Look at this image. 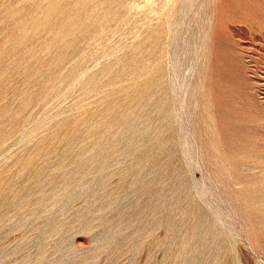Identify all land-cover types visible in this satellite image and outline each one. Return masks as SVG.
Returning a JSON list of instances; mask_svg holds the SVG:
<instances>
[{"label":"rangeland","instance_id":"rangeland-1","mask_svg":"<svg viewBox=\"0 0 264 264\" xmlns=\"http://www.w3.org/2000/svg\"><path fill=\"white\" fill-rule=\"evenodd\" d=\"M48 1L0 0V264H264V0H93L27 83Z\"/></svg>","mask_w":264,"mask_h":264},{"label":"water","instance_id":"water-1","mask_svg":"<svg viewBox=\"0 0 264 264\" xmlns=\"http://www.w3.org/2000/svg\"><path fill=\"white\" fill-rule=\"evenodd\" d=\"M93 0H79L78 3L65 12V7L61 6L63 0L48 1L47 9L41 12L36 18L31 21V26L24 27L20 34L15 37L10 44V52L15 57V64L27 65L25 71V79L27 83L41 84L45 83L49 77V68L56 63L63 53L71 44L67 36L71 33L72 28L84 29L92 22V19L99 14V9L92 5ZM69 4V3H68ZM68 4L66 6H68ZM50 12H56L62 15L54 28L45 33V37H40V33L45 28V23L48 20ZM61 35V38L53 42V37ZM54 48V49H52ZM55 50V51H53ZM41 54H47L46 68L44 70L35 69L37 58ZM8 65H4V69ZM46 69V70H45ZM96 76H89L87 80L89 83L95 82ZM26 94H22V101L28 99ZM17 110L5 109L0 115L1 120L11 121Z\"/></svg>","mask_w":264,"mask_h":264},{"label":"bare ground","instance_id":"bare-ground-1","mask_svg":"<svg viewBox=\"0 0 264 264\" xmlns=\"http://www.w3.org/2000/svg\"><path fill=\"white\" fill-rule=\"evenodd\" d=\"M107 4H108V3H107ZM8 25H9V24H8ZM82 68H83V67H82ZM79 73H80V72H79ZM48 99H49V98H48ZM29 125H30V124H29ZM240 135H241V134H240ZM242 136H243V135H242ZM243 138H244V137H243ZM206 140H207V139H206ZM246 140H247V139H246ZM208 141H209V140H208ZM208 141H207V142H208ZM228 143H229V142H228ZM207 144L209 145V143H207ZM219 144H220V143H219ZM222 145H223V144H222ZM230 145H231V144H230ZM243 145H244V144H243ZM219 146H220V145H219ZM224 147H225V146H224ZM214 148H215V147H214ZM214 148H213V149H214ZM263 148H264V147H263ZM206 149H207V148H206ZM215 149H216V148H215ZM220 149H221V147H220ZM234 150H236V149H234ZM255 151H256V150H255ZM213 152L215 153L214 150H213ZM218 152H219V151H218ZM223 152H224V151H223ZM225 152H226V154H229V153L227 152V150H225ZM253 152H254V151H253ZM223 154H224V153H223ZM226 154H225V155H226ZM239 155H240V154H239ZM220 156H221V154H220ZM222 156L224 157V155H222ZM222 156H221V158H222V160H223L224 158H223ZM229 156H231V155H229ZM252 156H253V155H252ZM225 157H226V156H225ZM231 157H232V156H231ZM211 158H212V157H211ZM239 159H240V157H239ZM261 159H262V158H261ZM224 160H226V159H224ZM224 160H223V161H224ZM234 161H235V160H234ZM234 161H233V162H234ZM263 161H264V160H263ZM263 161H262V162H263ZM224 162H225V161H224ZM254 162H255V161H253V163H254ZM216 163H218V162H216ZM225 163H226V162H225ZM229 163H230V162H229ZM255 163H256V162H255ZM259 164L261 165V163H259ZM217 165H218V164H217ZM221 165H222V164H221ZM221 165L219 164V166H221ZM223 165H224V164H223ZM233 165H234V164H233ZM236 165H237V164H236ZM253 165H255V164H253ZM256 165H258V163H257ZM247 166H248V165H247ZM234 167H236V166H233V168L230 167V168H231L230 171H232V172H230V174H231V173L236 174V173H234L233 170H232V169H234ZM237 167H238V166H237ZM245 167H246V165H245ZM220 168H221V170H222V167H220ZM223 169H224V168H223ZM235 170H238V169L235 168L234 171H235ZM219 171H220V170H219ZM262 171H263V170H262ZM220 172H221V171H220ZM222 172H224V170H222ZM220 174H221V173H220ZM226 174H227V173H226ZM227 176H228V175H227ZM232 177H233V175H232ZM234 177H235V176H234ZM234 177H233V178H234ZM219 179H220V178H219ZM226 181H227V179H226ZM231 181H232V180H231ZM228 182H229V181H228ZM232 182H233V181H232ZM247 188H248V187H247ZM263 189H264V187H263ZM232 190H233V189H232ZM235 190H236V189H234V191H235ZM242 190H244V189H242ZM260 190H261V189H260ZM238 191H239V190H238ZM239 192H240V191H239ZM239 192H238V193H239ZM231 193H232V192H231ZM241 193H243V191H242ZM241 193H240V194H241ZM229 194H230V192H229ZM230 195H232V194H230ZM237 196H238V194H237ZM247 196H248V195H246V197H247ZM233 197H234V196H232V198H233ZM238 197H239V196H238ZM240 197L242 198V196H240ZM234 198H235V197H234ZM241 198H240V200L242 201ZM233 200H234V199H233ZM236 201H237V200H236ZM243 202H244V200H243ZM236 203H238V202H236ZM245 203H247V202H245ZM242 204H243V203H242ZM239 205L241 206V203H239ZM239 205H238V206H239ZM242 206H243V205H242ZM248 206H249V204H248ZM243 207H244V206H243ZM241 208H242V207H241ZM244 208L246 209V206H245ZM249 209H250V208H249ZM238 210H239V209H238ZM240 210H241V209H240ZM246 210H247V212L250 211V210H248V209H246ZM246 210H244V211H245V214H246ZM244 211H243V212H244ZM248 213H249V212H248ZM250 213H251V212H250ZM32 252H33V251H32ZM37 254H38V253H37ZM37 261H38V260H37ZM48 264H49V263H48Z\"/></svg>","mask_w":264,"mask_h":264}]
</instances>
